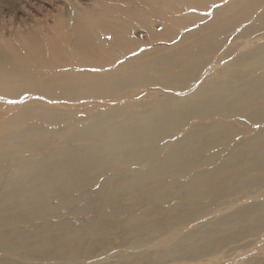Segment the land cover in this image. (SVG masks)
Instances as JSON below:
<instances>
[{"label":"bare ground","instance_id":"obj_1","mask_svg":"<svg viewBox=\"0 0 264 264\" xmlns=\"http://www.w3.org/2000/svg\"><path fill=\"white\" fill-rule=\"evenodd\" d=\"M116 2L75 15L70 37L54 25L3 41L0 264H102L115 248L84 252L101 235L132 247L184 230L202 259L224 233L208 217L239 229L264 207L237 206L253 197L235 188L264 173V37L248 40L264 0ZM143 27L150 44L133 38Z\"/></svg>","mask_w":264,"mask_h":264},{"label":"rangeland","instance_id":"obj_2","mask_svg":"<svg viewBox=\"0 0 264 264\" xmlns=\"http://www.w3.org/2000/svg\"><path fill=\"white\" fill-rule=\"evenodd\" d=\"M114 2L117 3L116 0H0V48L6 45V42L10 41L9 39L17 33H19V35H23L26 31H32L34 29H38L41 33H47L49 28H53L54 25L55 32L58 31L57 33L61 35L64 34L62 36L70 37L71 31L69 30V25H72V23L75 24L74 21L77 22L75 18L80 13H93L94 10H96L94 12H97L102 7L108 6L112 3L114 4ZM75 15L77 16L75 17ZM59 22H61L62 26H60ZM60 27L62 29H60ZM141 28L133 31V38L136 41L150 44V40L147 37L148 28ZM152 28L162 30L161 26ZM175 28V25L171 27V29ZM263 30L264 26L262 28L259 26V30L252 37L248 38V40L256 37H264ZM4 40H6V42H3ZM243 41H246V39ZM228 61L230 62L229 59L225 60V66H228ZM155 90H160L161 93H164L163 90L159 88H146L141 91L146 93L147 91L150 92ZM154 96H157V94H154ZM130 100L141 101L143 98L135 100L129 99L128 101ZM84 101L82 102L84 103V110L89 109L90 106L94 107L96 105L95 103L91 105L87 103L89 100ZM94 102L98 103V101ZM10 103L11 101L0 100L1 105ZM5 107L6 106H2L0 112L2 111V108L3 110H6ZM71 108L72 107L66 108L65 112L68 113V111H76L78 112L79 117L84 115L83 111H79L80 109L75 108L76 110H69ZM3 113L4 112L0 114ZM7 116L8 115L3 116V120L0 119V126H6L0 130V140L4 139L5 136L9 134L11 129H14L13 126L7 127V123L5 124ZM19 125L20 124L16 126ZM41 125L45 128H49V126L44 123ZM8 144L10 145V143ZM235 188L237 190H242L246 195H251L250 197H253L250 198V200L244 199L239 201L236 204L237 206L240 204L249 205L250 203H256L258 205L264 203V173L254 171L250 174H245L240 182L236 184ZM215 197L216 196L214 195L212 198ZM225 199L226 198H221L220 202ZM217 202L218 201H215V204H217ZM225 214L226 213L220 212L219 214L216 213L208 217V220L215 224V226H213V230L217 231V229H221L224 230V233L218 240L210 243L206 247L203 252L202 259H198L196 257H186L185 252L188 251L183 250L182 247L179 246V241L189 233L186 230L177 231L176 234L171 232L169 236L159 238H156V233H146L138 236V244L135 246L133 245L132 247L129 245L125 247L120 245L121 237L117 234L113 235L109 239H107L106 236L101 235L98 237L99 243H101L97 244V246L93 248L86 247L84 252H86V254L91 253L92 255H100L115 248V254L111 255L112 257L110 256L111 258L107 259L102 264H264V207L250 215L251 221L247 220L248 216L241 218L240 221L247 227H241L239 229H236L237 225L235 227L228 228L217 226L221 223L220 219L224 217ZM254 221H257V223L251 225V222ZM127 238L133 241L136 239V235H128ZM143 240L152 242L139 245ZM106 241L107 243L105 244ZM151 244L154 245L150 246ZM199 246L202 247V244ZM11 264H31V261L25 259L18 263L12 262Z\"/></svg>","mask_w":264,"mask_h":264}]
</instances>
